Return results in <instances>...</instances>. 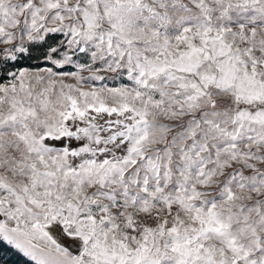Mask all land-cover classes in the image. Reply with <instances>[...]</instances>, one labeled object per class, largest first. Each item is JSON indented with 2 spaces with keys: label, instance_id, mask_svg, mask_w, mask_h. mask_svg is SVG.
Returning a JSON list of instances; mask_svg holds the SVG:
<instances>
[{
  "label": "snow or ice",
  "instance_id": "snow-or-ice-1",
  "mask_svg": "<svg viewBox=\"0 0 264 264\" xmlns=\"http://www.w3.org/2000/svg\"><path fill=\"white\" fill-rule=\"evenodd\" d=\"M0 264H264V0H0Z\"/></svg>",
  "mask_w": 264,
  "mask_h": 264
}]
</instances>
